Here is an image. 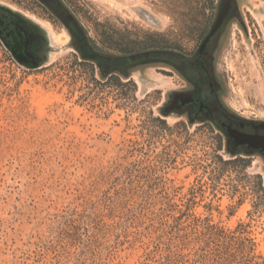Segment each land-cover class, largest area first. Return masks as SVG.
Here are the masks:
<instances>
[{
	"label": "rangeland",
	"instance_id": "obj_1",
	"mask_svg": "<svg viewBox=\"0 0 264 264\" xmlns=\"http://www.w3.org/2000/svg\"><path fill=\"white\" fill-rule=\"evenodd\" d=\"M221 4L0 0L37 57L0 37V264H264V159L171 106ZM210 62L222 107L264 122V0Z\"/></svg>",
	"mask_w": 264,
	"mask_h": 264
},
{
	"label": "flooded vegetation",
	"instance_id": "obj_2",
	"mask_svg": "<svg viewBox=\"0 0 264 264\" xmlns=\"http://www.w3.org/2000/svg\"><path fill=\"white\" fill-rule=\"evenodd\" d=\"M235 8L236 0H222L220 12L226 9L227 13L216 35L207 43H203L201 51L193 61H176L186 73L191 89L179 92L171 106L179 111L191 110L192 115L197 118L216 122L224 129L235 149L258 153L264 159V122L246 121L228 113L222 107L219 88L211 72L212 47L219 44L227 20ZM0 17L7 19L6 24L2 22L8 30L3 39L15 54L22 55L24 62H35L37 57L33 47L36 33L33 26L21 20L19 16H11L1 11ZM24 46L26 50L23 49Z\"/></svg>",
	"mask_w": 264,
	"mask_h": 264
},
{
	"label": "water",
	"instance_id": "obj_3",
	"mask_svg": "<svg viewBox=\"0 0 264 264\" xmlns=\"http://www.w3.org/2000/svg\"><path fill=\"white\" fill-rule=\"evenodd\" d=\"M0 7H2V5H0ZM2 8H4V10L6 9L5 7H2ZM1 12L4 13V14H8L7 12H9L10 13L9 15H11V16L13 15V16H17L18 17L17 13L16 12H13V11H9L8 10L7 12L6 11L5 12L4 11H1ZM226 13H227L226 9H222L221 10V12L218 15V18H217V20H216V22L214 24V27L211 29V31L209 32V34L206 37L205 43H207L208 41H210L216 35V33L220 29V27H221V25H222V23H223V21L225 19ZM2 22H3L2 21V17H0V37L1 38H3L5 36V34L8 32L5 24H3ZM25 47L26 46L23 47L24 50H26ZM24 53L26 54V52H24ZM24 53H23V55H24ZM21 56H18L17 55V57L20 59V61H23V57H21Z\"/></svg>",
	"mask_w": 264,
	"mask_h": 264
},
{
	"label": "bare ground",
	"instance_id": "obj_4",
	"mask_svg": "<svg viewBox=\"0 0 264 264\" xmlns=\"http://www.w3.org/2000/svg\"><path fill=\"white\" fill-rule=\"evenodd\" d=\"M2 7H4V6H2ZM2 7H0V10H1V11H4V12H5V11L7 12L8 10H9V11H12L11 9H9V8H7V7H5L7 10H6V9L4 10V8H2ZM13 12H14V11H13ZM7 13L10 14L9 12H7ZM18 16H19V15H18ZM6 20H7V19H5V18L2 19V21L5 22V24H6V22H7ZM3 24H4V23H3ZM5 26H6V25H5ZM6 27H7V26H6ZM45 28H46V27H45ZM8 29H9V28H8ZM49 36H51V35H49ZM53 36H54V34L52 35V37H53ZM51 40H52V39H51ZM55 40H56V39H55Z\"/></svg>",
	"mask_w": 264,
	"mask_h": 264
}]
</instances>
